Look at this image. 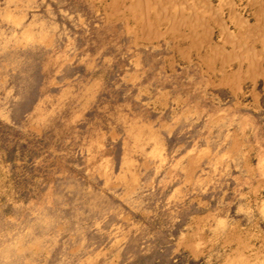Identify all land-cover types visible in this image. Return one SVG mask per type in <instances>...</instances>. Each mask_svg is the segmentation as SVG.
<instances>
[{
    "label": "rangeland",
    "instance_id": "obj_1",
    "mask_svg": "<svg viewBox=\"0 0 264 264\" xmlns=\"http://www.w3.org/2000/svg\"><path fill=\"white\" fill-rule=\"evenodd\" d=\"M0 264H264V0H0Z\"/></svg>",
    "mask_w": 264,
    "mask_h": 264
}]
</instances>
